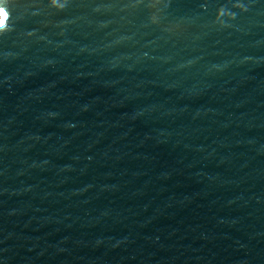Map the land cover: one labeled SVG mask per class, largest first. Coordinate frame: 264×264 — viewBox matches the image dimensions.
<instances>
[{
  "label": "water",
  "instance_id": "obj_1",
  "mask_svg": "<svg viewBox=\"0 0 264 264\" xmlns=\"http://www.w3.org/2000/svg\"><path fill=\"white\" fill-rule=\"evenodd\" d=\"M0 24V264H264V0Z\"/></svg>",
  "mask_w": 264,
  "mask_h": 264
},
{
  "label": "clouds",
  "instance_id": "obj_2",
  "mask_svg": "<svg viewBox=\"0 0 264 264\" xmlns=\"http://www.w3.org/2000/svg\"><path fill=\"white\" fill-rule=\"evenodd\" d=\"M57 2V0H53V3L55 4Z\"/></svg>",
  "mask_w": 264,
  "mask_h": 264
},
{
  "label": "snow or ice",
  "instance_id": "obj_3",
  "mask_svg": "<svg viewBox=\"0 0 264 264\" xmlns=\"http://www.w3.org/2000/svg\"><path fill=\"white\" fill-rule=\"evenodd\" d=\"M4 15L6 16V13L4 12ZM3 24H4V22H3ZM3 24H0V25H3Z\"/></svg>",
  "mask_w": 264,
  "mask_h": 264
}]
</instances>
